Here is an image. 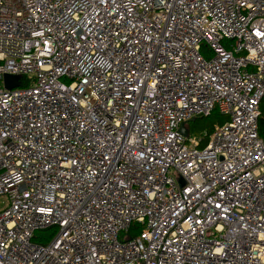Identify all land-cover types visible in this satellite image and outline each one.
I'll return each instance as SVG.
<instances>
[{
  "label": "built area",
  "instance_id": "2783aa9c",
  "mask_svg": "<svg viewBox=\"0 0 264 264\" xmlns=\"http://www.w3.org/2000/svg\"><path fill=\"white\" fill-rule=\"evenodd\" d=\"M263 100L264 0H0V264H264Z\"/></svg>",
  "mask_w": 264,
  "mask_h": 264
},
{
  "label": "rangeland",
  "instance_id": "374dc122",
  "mask_svg": "<svg viewBox=\"0 0 264 264\" xmlns=\"http://www.w3.org/2000/svg\"><path fill=\"white\" fill-rule=\"evenodd\" d=\"M225 121H227V116L222 115L217 110H215L209 116L197 117L194 122H188L187 126L189 130V135L192 137L200 138L203 135L207 134V132H209L212 127L216 126L217 124H222ZM6 204V198L0 197V210L4 208ZM50 234L51 230H43L39 231L36 235L40 237L44 236L46 238H49Z\"/></svg>",
  "mask_w": 264,
  "mask_h": 264
},
{
  "label": "water",
  "instance_id": "95a60500",
  "mask_svg": "<svg viewBox=\"0 0 264 264\" xmlns=\"http://www.w3.org/2000/svg\"><path fill=\"white\" fill-rule=\"evenodd\" d=\"M3 83H4V87L6 89H13L15 87L20 86V77L14 76V75H5L4 78H3ZM199 117H203V116H199ZM196 118L197 117L192 118L190 120V122H194ZM179 131L184 136H187L188 135V128L184 124H181L180 125Z\"/></svg>",
  "mask_w": 264,
  "mask_h": 264
},
{
  "label": "trees",
  "instance_id": "16d2710c",
  "mask_svg": "<svg viewBox=\"0 0 264 264\" xmlns=\"http://www.w3.org/2000/svg\"><path fill=\"white\" fill-rule=\"evenodd\" d=\"M263 106V107H262ZM261 108H263L262 110H264V100L261 102ZM212 114V113H211ZM211 114H209V115H211ZM208 115V116H209ZM224 123V122H223ZM217 125H221V124H217ZM259 125H260V134L262 135V136H264V118H259ZM214 128H215V126L214 127H212L211 128V130L209 131V132H207V134H205V135H210L213 131H214ZM213 130V131H212ZM211 132V133H210ZM210 133V134H209Z\"/></svg>",
  "mask_w": 264,
  "mask_h": 264
}]
</instances>
